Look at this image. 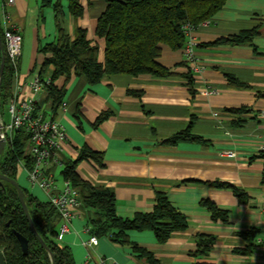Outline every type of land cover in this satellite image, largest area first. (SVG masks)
<instances>
[{
    "label": "crops",
    "instance_id": "0c3cea01",
    "mask_svg": "<svg viewBox=\"0 0 264 264\" xmlns=\"http://www.w3.org/2000/svg\"><path fill=\"white\" fill-rule=\"evenodd\" d=\"M76 1L82 8L78 16L70 10L71 0H16L9 8L11 21L22 34L11 95L30 94L29 81L40 74L46 57L39 48L55 39L58 28L71 39L84 29L103 62L104 39L95 31L107 1ZM1 14L0 1L3 32ZM256 26L258 34L249 43L216 42ZM190 37L200 67L197 72L191 71L184 50L173 51L162 44L159 61L172 73L167 77L120 73L105 75L94 85L85 76L57 78L54 83L64 86L62 102L66 103L57 110L67 134L61 160L76 159L83 148L102 153L101 165L85 158L76 171L83 179L113 190L121 217L151 211L156 192L166 194L187 217V228L173 232L163 243L151 231L129 232L131 241L162 264H262L257 240L264 224V155L259 151L264 142V0H225ZM53 71L48 66L45 78H51ZM188 71L192 91L184 77ZM226 75L245 86H232ZM129 90L139 91L140 96ZM36 97L50 114L45 91ZM101 112L109 116L95 126ZM187 129L197 139L168 141ZM51 168L62 185V161ZM16 179L32 196L47 201L44 191L28 182L22 161ZM204 199L225 211L226 219H213L201 203ZM80 202L70 231L58 241L71 250L76 264H148L139 253L108 236L97 237V244H92L93 212ZM200 234L213 235L215 241L208 254L196 258L192 252Z\"/></svg>",
    "mask_w": 264,
    "mask_h": 264
},
{
    "label": "trees",
    "instance_id": "16d2710c",
    "mask_svg": "<svg viewBox=\"0 0 264 264\" xmlns=\"http://www.w3.org/2000/svg\"><path fill=\"white\" fill-rule=\"evenodd\" d=\"M107 6L97 20L95 34L104 39V59L98 60V46L87 39L86 31L78 29L74 38H70L61 28L57 29L55 39L39 48L46 55L40 76L45 78V70L54 68L51 81L46 84L44 101L50 114L57 118L65 88L58 87L54 81L59 77L68 80L72 75L85 76L89 85L97 84L105 75L130 74L138 76L149 74L154 77H167L172 74L159 61L162 44L173 51L184 50L186 35L185 25L196 28L212 18L224 5L225 0H106ZM70 10L73 15L82 13L76 0H71ZM258 34V26L243 30L238 34L218 39L216 42L232 44L249 43ZM3 42V32L0 28ZM1 61V52H0ZM232 86H245L232 75H226ZM186 84L192 91L193 77L188 71L184 74ZM14 70L5 53L2 83L0 89V113L12 94ZM129 93L140 96L139 91ZM40 108V105L38 106ZM109 116L101 112L95 126ZM197 139L187 129L175 134L168 141ZM28 133L17 130L12 134L5 151L0 157V173L16 179L19 161L26 167L32 164V157L27 152ZM92 158L102 164V153L83 148L74 160H62L60 173L77 189L79 199L93 212L89 219L91 233L96 237L108 236L111 241L129 246L139 256L146 258L148 264H162L152 253L139 247L129 238L130 231H151L158 242L167 241L175 231L188 226L187 217L177 210L166 194L157 191L151 211L137 212L132 217H121L116 213L115 194L112 189L93 184L83 179L76 171L78 163ZM17 180V179H16ZM214 186H226L223 183H211ZM24 198L37 233L49 247L41 245L33 233L21 207L16 188L9 182L0 180V249L6 264H76L71 250L62 246L56 239V225L59 222L57 210L48 202H41L26 189ZM233 191L240 195L237 189ZM203 206L211 212L213 219H226V212L220 210L209 200H202ZM9 222V226L6 224ZM12 229L24 235L28 240V253L24 254ZM247 238L250 235H245ZM196 248L192 255L200 258L210 252L215 237L208 234L197 236ZM195 264H209L197 261Z\"/></svg>",
    "mask_w": 264,
    "mask_h": 264
},
{
    "label": "built area",
    "instance_id": "2783aa9c",
    "mask_svg": "<svg viewBox=\"0 0 264 264\" xmlns=\"http://www.w3.org/2000/svg\"><path fill=\"white\" fill-rule=\"evenodd\" d=\"M2 9L3 44L9 64L17 74L19 58L22 52V34L17 25L11 21L9 8L15 4L16 0H0ZM186 42L184 46L185 59L193 72L200 71V67L195 62L193 51V41L190 33L194 27L185 25ZM51 78H41L37 73L29 81L30 94L14 93L7 101V111L10 119L3 121L0 115V139H5L8 143L12 134L20 129L28 133L27 152L33 161L30 167H23L27 174L28 182L44 191L47 201L57 210L59 214V226L56 239L63 240L65 234L70 231L71 220L75 217V209L81 203L78 192L67 180L60 185L52 171L53 166L61 164V154L64 153V145L67 140L66 129L58 118L40 106L37 95L45 91L46 84ZM66 107L63 101L61 109ZM260 153L264 155V142L260 146ZM232 155V153H229ZM51 164L53 166H51ZM97 237L91 236L90 242L97 244ZM262 264H264V224L261 228V236L257 240Z\"/></svg>",
    "mask_w": 264,
    "mask_h": 264
},
{
    "label": "water",
    "instance_id": "95a60500",
    "mask_svg": "<svg viewBox=\"0 0 264 264\" xmlns=\"http://www.w3.org/2000/svg\"><path fill=\"white\" fill-rule=\"evenodd\" d=\"M0 52H1V61H0V89H1V83H2V76H3V68H4V63H5V50H4V45L0 36ZM7 146L6 140L5 139H0V157L2 156L3 152L5 151ZM0 180H4L7 181L9 183H11L17 190L18 193V198L21 204V207L23 209V212L27 218V221L33 231V233L35 234V236L37 237L38 241L41 243V245L43 247H45V249L49 250V247L46 245V243L44 242V240L41 238V236L37 233L35 227H34V223L33 220L30 216L27 204L25 202V198H24V190L21 187V185L19 184V182L16 179H13L7 175H4L2 173H0ZM7 226H9V222L6 224ZM12 233L16 236V238L18 239L21 249L23 251L24 254L28 253V240L27 238L22 235L21 233L17 232L16 230L12 229ZM0 264H6L5 261V256L3 251L0 250Z\"/></svg>",
    "mask_w": 264,
    "mask_h": 264
},
{
    "label": "rangeland",
    "instance_id": "374dc122",
    "mask_svg": "<svg viewBox=\"0 0 264 264\" xmlns=\"http://www.w3.org/2000/svg\"><path fill=\"white\" fill-rule=\"evenodd\" d=\"M1 116L3 121L8 122L10 119L9 113L7 112L6 105L3 107L1 111ZM56 177H58V174H56Z\"/></svg>",
    "mask_w": 264,
    "mask_h": 264
},
{
    "label": "flooded vegetation",
    "instance_id": "af4514ba",
    "mask_svg": "<svg viewBox=\"0 0 264 264\" xmlns=\"http://www.w3.org/2000/svg\"><path fill=\"white\" fill-rule=\"evenodd\" d=\"M4 45V44H3ZM5 50V49H4Z\"/></svg>",
    "mask_w": 264,
    "mask_h": 264
}]
</instances>
